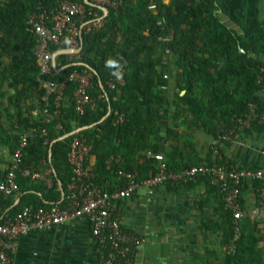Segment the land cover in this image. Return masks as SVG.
<instances>
[{
	"label": "trees",
	"instance_id": "16d2710c",
	"mask_svg": "<svg viewBox=\"0 0 264 264\" xmlns=\"http://www.w3.org/2000/svg\"><path fill=\"white\" fill-rule=\"evenodd\" d=\"M62 1L0 0V150L11 159L26 135L20 167L48 169L52 183L47 187L18 175V191L8 198L0 195V223L25 206L64 204L58 183L65 194L73 177L67 156L75 138L91 146L95 183L101 191L112 193L124 187L122 172H137L138 180L157 173V162L148 152L161 154L170 170L211 165L210 157L199 158L190 140L192 130H201L214 140L234 127V119L247 112L249 103L264 113L263 0H112L120 6L106 7L103 26L90 33L82 30L83 49L78 58L68 60L59 54L56 64L62 71L42 76L28 19L39 6L48 14L55 12ZM75 2L98 16L104 14L84 0ZM87 2L92 4V0ZM152 5L154 10L149 9ZM166 38L169 43L163 41ZM50 50L54 53L64 47ZM84 71L92 76L88 95L93 108L87 107L83 114L75 111L77 84L70 82L54 114V98L44 99L43 82L62 81ZM120 78L122 85L113 90L107 86ZM99 94L102 99L97 98ZM34 111L39 113L37 118ZM119 117H123L121 123ZM81 127L86 129L59 140ZM250 131L264 132V123L256 121ZM181 144L192 153L189 160L181 155ZM250 184L257 191L264 182ZM211 188L220 196L219 228L226 245L233 235L232 213L224 208L220 190ZM241 192V235L235 254H226L224 264H264V219L246 214Z\"/></svg>",
	"mask_w": 264,
	"mask_h": 264
},
{
	"label": "built area",
	"instance_id": "2783aa9c",
	"mask_svg": "<svg viewBox=\"0 0 264 264\" xmlns=\"http://www.w3.org/2000/svg\"><path fill=\"white\" fill-rule=\"evenodd\" d=\"M92 4L117 9L119 1L92 0ZM154 10V6L149 7ZM87 20L84 24L81 22ZM79 24H81L79 26ZM104 24V15L98 16L83 4L75 0H63L55 12L48 14L40 6L30 15L28 25L30 32L35 36L36 47L34 57L40 75L48 76L52 72L60 73L56 57L58 52H51L52 47L63 46L64 50H75L79 47L80 32L97 31ZM169 43V38L163 39ZM169 49L165 50V55ZM56 55V56H55ZM68 60L78 58V54H65ZM55 56V61L53 57ZM264 74V69H261ZM92 76L87 72H73L62 81H45L46 99L54 98V114L58 113L63 100L67 83L77 84L74 93L75 111L83 114L87 107L93 108L94 103L88 95ZM167 79L165 75L163 77ZM262 77H259V82ZM123 80L109 81L107 86L115 89L116 85H122ZM164 89V87H162ZM98 99H102L99 94ZM39 113L33 112L37 118ZM123 117H119L121 123ZM264 123V113H259L253 103L248 104L245 114L234 119V127L225 129L219 133L210 146L212 164L191 166L183 170H170L167 168L161 154L147 153V156L157 162L158 171L155 175L144 179H137V172H122L121 180L124 187L112 192H103L95 183V174L90 163L91 146L83 139H73L67 156V162L73 174L72 181L66 186L64 204H54L47 208L23 207L13 218L0 223V264H12V256L21 236L30 230H49L57 225L69 222L73 219L83 218L90 224L91 236L96 242L97 253L101 264H132L133 256L144 240L131 230L122 227V202L131 199L139 189H144L148 195H152L159 186L170 184L171 186L189 185L198 178H208L213 187H217L223 194L224 208L232 213V238L225 245V253L234 255L236 244L241 235V223L243 213L241 210L239 195L242 188L248 182H264V168L240 169L223 158L220 147L223 144H235L237 138L251 130L255 122ZM44 133V131H43ZM27 136L21 137L19 147L11 157L9 165L5 169L4 176L0 178V195L8 198L18 191V175L31 181H40L45 186H51L49 178L50 170L34 171L22 169L20 160L22 150L26 147ZM112 160V159H111ZM258 201L264 205V185L257 190ZM261 234L264 237V224L261 225Z\"/></svg>",
	"mask_w": 264,
	"mask_h": 264
},
{
	"label": "crops",
	"instance_id": "0c3cea01",
	"mask_svg": "<svg viewBox=\"0 0 264 264\" xmlns=\"http://www.w3.org/2000/svg\"><path fill=\"white\" fill-rule=\"evenodd\" d=\"M190 136L199 158L203 161L211 158L213 139L198 129L192 130ZM237 140L235 144L221 145L224 158L240 169L264 168V132H245ZM180 150L189 160L192 153L182 144ZM9 162L6 152L0 150V173ZM90 163H94L93 157ZM241 191L246 214L251 219H264V205L258 202L257 191L250 182ZM219 202V194L203 178L183 186L165 184L152 195L139 189L135 196L122 202V227L144 240L134 253L132 264H224ZM12 264H101V261L89 222L77 218L49 230L32 229L21 236Z\"/></svg>",
	"mask_w": 264,
	"mask_h": 264
},
{
	"label": "water",
	"instance_id": "95a60500",
	"mask_svg": "<svg viewBox=\"0 0 264 264\" xmlns=\"http://www.w3.org/2000/svg\"><path fill=\"white\" fill-rule=\"evenodd\" d=\"M84 4L89 5V6H92V7H96L98 9H100L104 13L105 16L107 14V9L104 8V7H101V6H97V5L88 3L87 0H84ZM82 49H83V38H82V32H80V36H79V47L77 49H75V50L59 51L58 54H56V55H59V54H79L82 51ZM55 56L53 57V61H55ZM183 93L184 92H182L181 94H183ZM89 127H91V126H89ZM84 129H86V128L85 127H81V128L74 129L72 132L63 135L59 140H64V139H66V138H68V137H70L72 135H75V134L81 132ZM49 157H50V151H49ZM58 185H59L60 193H61V201L63 202V200H64V191H63L60 183H58Z\"/></svg>",
	"mask_w": 264,
	"mask_h": 264
},
{
	"label": "rangeland",
	"instance_id": "374dc122",
	"mask_svg": "<svg viewBox=\"0 0 264 264\" xmlns=\"http://www.w3.org/2000/svg\"><path fill=\"white\" fill-rule=\"evenodd\" d=\"M165 3H167V1H165ZM260 8H261V16H264V0L262 2V5H261V2H260Z\"/></svg>",
	"mask_w": 264,
	"mask_h": 264
}]
</instances>
